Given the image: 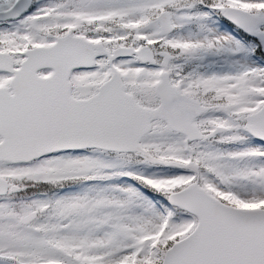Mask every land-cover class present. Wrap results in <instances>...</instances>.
Masks as SVG:
<instances>
[{"label": "snow or ice", "instance_id": "1", "mask_svg": "<svg viewBox=\"0 0 264 264\" xmlns=\"http://www.w3.org/2000/svg\"><path fill=\"white\" fill-rule=\"evenodd\" d=\"M0 264H264V0H0Z\"/></svg>", "mask_w": 264, "mask_h": 264}]
</instances>
